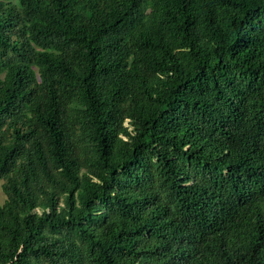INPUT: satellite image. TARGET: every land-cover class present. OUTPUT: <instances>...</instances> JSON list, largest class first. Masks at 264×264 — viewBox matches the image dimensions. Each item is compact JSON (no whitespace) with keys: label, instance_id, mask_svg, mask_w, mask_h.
I'll use <instances>...</instances> for the list:
<instances>
[{"label":"trees","instance_id":"trees-1","mask_svg":"<svg viewBox=\"0 0 264 264\" xmlns=\"http://www.w3.org/2000/svg\"><path fill=\"white\" fill-rule=\"evenodd\" d=\"M0 264H264V0H0Z\"/></svg>","mask_w":264,"mask_h":264},{"label":"rangeland","instance_id":"rangeland-1","mask_svg":"<svg viewBox=\"0 0 264 264\" xmlns=\"http://www.w3.org/2000/svg\"><path fill=\"white\" fill-rule=\"evenodd\" d=\"M2 181H0V203H3L4 200L6 199V195L3 191V188H2Z\"/></svg>","mask_w":264,"mask_h":264}]
</instances>
